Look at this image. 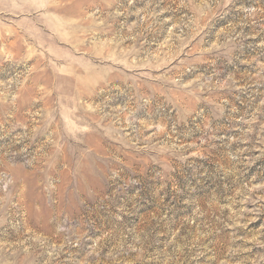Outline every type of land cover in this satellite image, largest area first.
Listing matches in <instances>:
<instances>
[{
    "label": "rangeland",
    "instance_id": "1",
    "mask_svg": "<svg viewBox=\"0 0 264 264\" xmlns=\"http://www.w3.org/2000/svg\"><path fill=\"white\" fill-rule=\"evenodd\" d=\"M0 264H264V0H0Z\"/></svg>",
    "mask_w": 264,
    "mask_h": 264
}]
</instances>
